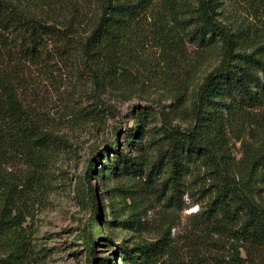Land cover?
Segmentation results:
<instances>
[{
	"label": "trees",
	"instance_id": "1",
	"mask_svg": "<svg viewBox=\"0 0 264 264\" xmlns=\"http://www.w3.org/2000/svg\"><path fill=\"white\" fill-rule=\"evenodd\" d=\"M154 1L0 0V172L9 165V156L17 153L32 160L34 148L63 140L34 105L44 99L45 84H56L59 72L72 71L79 83L91 84L96 107L107 108L103 93L108 79L120 73L141 27L162 17L158 11L153 14ZM224 2L200 0L195 13L183 20L191 40L217 44L221 54L198 87L189 124L162 126L163 142L146 169L120 147L116 136L89 158L85 177L99 162L113 173H134L145 182L167 171L162 189L169 206L183 201L189 161L204 165L213 190L207 205L193 214L182 235L171 236L170 228L152 241L118 245L131 264H199L201 245L214 249L202 259L205 263L264 264V24L224 23L216 17ZM246 126H253L250 131L259 144L244 145L236 161L230 136L240 139ZM138 135L139 128L133 127L127 138L135 142ZM110 153L116 154L117 163ZM87 196L94 219L99 207L91 185ZM83 237L91 256L90 223ZM0 264L16 263L0 257Z\"/></svg>",
	"mask_w": 264,
	"mask_h": 264
},
{
	"label": "rangeland",
	"instance_id": "2",
	"mask_svg": "<svg viewBox=\"0 0 264 264\" xmlns=\"http://www.w3.org/2000/svg\"><path fill=\"white\" fill-rule=\"evenodd\" d=\"M199 2L154 1L153 14L158 11L156 15L162 17L141 27L120 73L108 79L103 93L107 108L96 107L98 102L89 94L91 84L79 83L72 71L59 72L55 85L45 84L44 99H36L34 105L63 140L34 148L31 161L27 155L13 154L9 165L2 167L0 257L16 264H106L105 259L131 264L118 245L152 241L170 228L171 236L182 235L190 228L193 214L213 195L200 160L189 161L183 201L173 206L165 201L162 189L167 171L151 182L134 173H113L100 162L86 177L85 171L89 158L115 136L120 147L136 155L146 169L163 142L162 126L189 124L198 87L221 56L217 44L202 46L191 40L190 27L183 24ZM263 2L225 0L216 17L234 27L263 25ZM133 127L139 128L135 142L127 138ZM252 127L242 129L240 139L230 136L236 161L242 158L244 145L259 144L252 137ZM110 156L117 163L116 154ZM89 185L99 207L94 219ZM9 190L13 191L9 194ZM89 223L91 256L83 237ZM201 246L199 264H210L202 259L211 257L214 249Z\"/></svg>",
	"mask_w": 264,
	"mask_h": 264
}]
</instances>
